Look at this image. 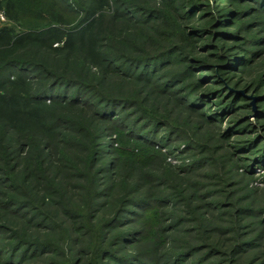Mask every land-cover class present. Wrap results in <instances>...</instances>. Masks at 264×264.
<instances>
[{
  "label": "trees",
  "instance_id": "obj_1",
  "mask_svg": "<svg viewBox=\"0 0 264 264\" xmlns=\"http://www.w3.org/2000/svg\"><path fill=\"white\" fill-rule=\"evenodd\" d=\"M59 1L67 12L54 15V26L0 28V264H264V206L204 194L219 163L179 122L195 117L212 131L229 123L232 135L244 128L228 117L244 110L231 77L249 58L222 28L218 41L229 47L213 56L221 67L197 58L196 41L208 37L197 25L214 13L225 27L246 4L264 20V0ZM165 17L172 28L158 33ZM33 48L54 62L25 58ZM16 53L24 58L2 64ZM58 110L63 117L49 126ZM64 124L96 129L89 154L86 136L64 140L72 133ZM158 136L167 153L155 147ZM52 138L70 152L62 156ZM247 141L251 156L242 157L263 158V138ZM181 144L191 158L176 168L168 156ZM227 149L248 153L240 142ZM185 222L191 226L180 229Z\"/></svg>",
  "mask_w": 264,
  "mask_h": 264
},
{
  "label": "rangeland",
  "instance_id": "obj_2",
  "mask_svg": "<svg viewBox=\"0 0 264 264\" xmlns=\"http://www.w3.org/2000/svg\"><path fill=\"white\" fill-rule=\"evenodd\" d=\"M76 1L77 0H74V2ZM208 2V0L204 1L205 4H208ZM234 3L237 4L236 2ZM62 6V2H60L59 0H9L8 5L0 11V28L11 27L18 33L26 31H40L41 29L54 26L53 22L55 21V14L59 13L60 11L67 12L62 8ZM233 8L236 9L238 8V6L234 5ZM206 9L210 12H212L211 10H213L212 8L210 9V7H207ZM247 9L248 6L246 4V6L240 7L236 11L234 17L227 16V25L225 27H223L220 22L222 16L218 20L216 18L215 23L213 15L214 13L208 15L210 17H208L206 21L204 19L198 22L197 25H205L204 30L208 31L205 32V35H207L208 37L203 42L196 41L202 46V48L199 50V54L196 57L201 59L209 56V58H213L214 60L217 59L215 60V65L217 68L221 67L222 63H220L221 60L213 56L219 54V51L221 49L225 50L226 47H229V45H234V49L235 47H237V49H240L239 53L241 55L248 56L249 63H247V65L245 66L242 65L241 70L239 69L238 71H236L238 73L234 74L231 77L232 81H234V84L236 82L238 84V88H235V91L239 96V100L244 103V105H242L244 110L238 111V113L236 114L233 113L228 117L229 122H231V124H233V122L237 119V121L240 120L238 123H242L240 125H242L244 128H240V131L236 132V134L239 135H232L233 132L230 129L231 127L228 126L229 123H218L215 126L216 129L212 131L209 126L206 127L202 126L201 123H197V121H195V117H193L192 119L194 120L193 123H185V121L179 122L182 126L185 125L186 129L188 130V133L191 134V137H193L192 139L199 143V146H201L199 150H207L210 147V150L214 151L212 155L216 158V162L219 163L217 167L213 170L215 171V173H217V177L213 179L209 177L203 182L205 185H214L213 188L210 187L211 189L208 192L205 191L204 194L207 195L209 194V192H212L216 196L215 199L221 200L222 204H227L230 202L236 203V201L242 200L245 204L247 202H251L252 204H256L258 206H264V157L261 158L254 156V158H256L253 160V162L255 161L254 165H252L253 162H250L251 159L249 160L246 157H242V154H246V156L251 154L248 151L249 149H247V144L251 142L247 140L255 138L257 139V137L258 140L259 138H263L264 140V120L261 116L262 110H260V108H264V74L262 73L263 68H261L264 62V30L262 29L264 28V20L263 17H259L260 15L252 8H250V10ZM241 11L242 13H240ZM220 15L221 13L218 12V16ZM81 16L82 13H79V15L76 13V15L74 14L68 16L69 19L72 21V23L70 24H75L77 22L75 20H78ZM183 24L194 25L192 21H187L185 23L183 21ZM116 27H119L118 24L115 26V28ZM170 28H172V23L169 20V17H165L163 19V22H161V24L157 26V32L165 34L167 33V30H170ZM219 28H222V31L229 30V32L231 33L235 32L236 37L234 38H232L231 36H224V38L230 39L229 45L226 44V46L224 44V41L226 39H221L220 41H218L219 38H223L219 37ZM215 43H218V47L213 46ZM31 50L32 53L30 52V54L25 55V58L40 63L54 62L51 57L47 59L48 57H46V55L42 52L41 49L33 48ZM18 52L21 51L18 50ZM253 53H256V56H253ZM15 58L24 57H22V53H16L15 55L5 54L1 57V62L2 64H4L5 62ZM245 68L246 71L243 72ZM14 70L17 73L18 70ZM92 74L93 73L88 74L87 77L91 76ZM84 76H86V74H84ZM33 78H35V76ZM254 80H257V82L255 84H251ZM35 82L36 80H33L32 84H35ZM232 90L234 89L232 88ZM61 113L62 110L55 111V117L53 116V118L50 120L49 124H51L49 126L55 125L54 120L56 116L63 117L62 115H60ZM251 123L252 125H254V128L252 127V129H249L245 127L247 125H251ZM64 125L67 127L71 125L70 129L72 132L66 135L67 139L65 138V136H63V138H65L64 140L66 142H69L68 139H78L80 134L81 136H86L85 139L84 137L82 138L85 140V152L89 154L94 148L93 143L95 142L96 129L91 124L89 126L87 124ZM197 126L201 127L197 128ZM64 128L65 127H62L60 125H56L55 127L57 132H60ZM76 129H79L83 132H77ZM164 130L162 132H165ZM2 131L4 132L3 136H8L11 138L9 130H5L2 128ZM212 132H216L217 135H213ZM74 133L77 134L74 135ZM113 135L115 134L113 133ZM210 136L212 137L209 138ZM159 138L160 137L158 136V140L156 141L155 147L161 149L162 152L167 153L169 151L168 147H164V144L162 143V141H159ZM51 142L56 148L58 147L61 150V154L62 156H64L65 148H67L66 145L64 143H60L56 138H52ZM239 142L240 145L244 146L245 150L248 153H244L243 150L242 152L238 151V154L235 155V157L229 156L228 153L227 156L224 155L225 152H228L227 147L229 144H235ZM180 146V149L175 154H171L168 156V161L172 163V165L176 168H178L179 165L183 164L184 161H189L191 158L190 156H188V152H190V150H187L185 148V145L183 144H181ZM182 150H185L184 152L186 153H184ZM69 152L70 150L68 149V153ZM237 161H239L241 164L238 165L239 162L237 164ZM224 162L227 164V166L228 164H230L226 169L230 171V174L228 175H225L224 173ZM244 163H249V166L243 167ZM250 171L253 173H249ZM227 176L229 177L227 178ZM185 220H187V218H184L183 221ZM263 225L264 222L260 225V227H262ZM190 226L191 224L185 222L183 225L180 226V229L188 228Z\"/></svg>",
  "mask_w": 264,
  "mask_h": 264
}]
</instances>
